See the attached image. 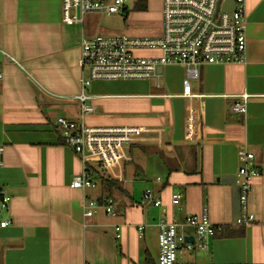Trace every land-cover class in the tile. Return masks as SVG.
Here are the masks:
<instances>
[{"label":"crops","instance_id":"0c3cea01","mask_svg":"<svg viewBox=\"0 0 264 264\" xmlns=\"http://www.w3.org/2000/svg\"><path fill=\"white\" fill-rule=\"evenodd\" d=\"M246 5L250 19L264 27V0H246ZM3 52L17 63L3 62ZM0 72V196L11 198L5 209L0 203V223L11 221L0 226V264H85L99 254L113 255L117 264H138L141 254L129 250L130 240L146 239L149 228L159 238L161 219L182 223L204 209L221 230L207 250L185 252L176 264H264V62L200 68L190 87L193 94L203 95L197 99L201 134L189 144L184 143L186 105L180 97L184 68L167 66L150 80L93 82L90 94L96 113L87 116V125L162 126L165 133L164 144L135 148L134 179L128 178L127 168L122 184L134 202L114 195L121 199L117 215L99 221L104 227L89 232L83 229L80 202L91 192L70 187L82 165L56 127L61 114L80 120L74 96L87 76L80 66V29L62 23V2L0 0ZM245 93L247 114H234L232 105ZM49 94L58 96L53 105ZM241 149L252 152L261 169L248 198L253 216L248 226L235 222L241 215ZM132 181L146 185L140 199L125 186ZM146 190L161 200V207L147 206ZM176 193L183 197L175 206ZM141 225L146 226L142 232ZM193 232L191 227L181 230L190 242ZM158 238L157 252L146 250L144 264L147 255L157 264Z\"/></svg>","mask_w":264,"mask_h":264},{"label":"built area","instance_id":"2783aa9c","mask_svg":"<svg viewBox=\"0 0 264 264\" xmlns=\"http://www.w3.org/2000/svg\"><path fill=\"white\" fill-rule=\"evenodd\" d=\"M62 22L80 29V66L86 77L81 79L80 91L74 100L80 107V120L73 121L61 114L56 127L64 145L71 148L79 158L82 171L75 176L71 188L83 192L101 188V178L123 184L127 168L134 162V151L139 144H164L165 128L162 126H109L96 127L85 123L87 116L96 113L92 105L90 87L97 81H143L158 77L159 68L180 66L185 69L183 93L186 105V134L184 143L197 142L201 134V115L190 82L199 78L200 68L206 65L264 62V27L248 14L246 0H235L230 11L223 9L225 0H162V11L157 24L150 27L131 25L130 10L125 0H61ZM144 52H149L146 55ZM144 53V54H142ZM3 62L17 61L3 52ZM3 74L0 72V82ZM166 98L176 97L165 95ZM58 96L49 94V104L57 102ZM247 93L237 97L232 112L247 114ZM4 148L0 145V167L3 166ZM241 162L237 174L241 215L235 221L242 226L253 222L248 212V198L253 181L260 176L255 155L246 150L238 151ZM162 180V176L157 178ZM182 194L172 196V204L179 205ZM147 206L161 207L162 202L152 190L143 194ZM11 198L0 196L1 208H7ZM121 199L109 193L98 196L84 194L83 229L98 230L99 216L117 215ZM10 220L0 223L10 225ZM145 225L139 226L140 232ZM194 229L193 241L181 230ZM159 254L157 264H176L181 255L194 250H207L209 240L221 230L211 222L207 209L201 214L190 215L185 222H158ZM105 229V228H104ZM115 231L120 227L116 226ZM85 264H117L110 254L88 258Z\"/></svg>","mask_w":264,"mask_h":264},{"label":"rangeland","instance_id":"374dc122","mask_svg":"<svg viewBox=\"0 0 264 264\" xmlns=\"http://www.w3.org/2000/svg\"><path fill=\"white\" fill-rule=\"evenodd\" d=\"M58 2H61V0H56ZM125 4L129 7L130 10V19H131V25L134 26H140V27H150L155 24H157L159 14L162 11V0H147L146 1V9H140L137 7V0H125ZM63 23V22H62ZM64 24V23H63ZM66 25V24H65ZM68 26V25H67ZM71 27V26H70ZM102 82V81H99ZM119 82V81H115ZM133 82V81H132ZM140 157V156H139ZM135 161H137V158H135ZM138 161H140L138 159ZM129 171H128V178L130 180H133L134 175V165L133 166H128ZM126 188L133 193V195L137 198L140 199L142 192L146 188V185L143 184L142 182L139 181H132L128 182L126 185ZM91 195H88L89 197H95L97 196V190L91 191ZM101 221L110 220V217H104L102 215L99 216ZM113 218V217H112ZM117 221H120L121 219H116ZM193 231V230H192ZM194 233V232H193ZM157 231L153 228H149L146 234V239H139L137 238L136 241L130 240L129 243V250L132 252H140L142 260L138 264H144V257H145V251L150 250L154 255L157 252ZM90 239L94 242V237L91 236ZM99 245L97 244L96 247ZM116 254V253H115ZM117 256V255H116ZM118 258V257H117ZM121 259V258H120Z\"/></svg>","mask_w":264,"mask_h":264},{"label":"trees","instance_id":"16d2710c","mask_svg":"<svg viewBox=\"0 0 264 264\" xmlns=\"http://www.w3.org/2000/svg\"><path fill=\"white\" fill-rule=\"evenodd\" d=\"M146 1L147 0H137V7L140 9H146ZM64 144V143H63ZM101 191L103 193H109L110 195H120L124 199H129L130 203L134 202V199L129 195V193L124 189L123 185L106 179L104 177L101 178ZM145 264H155L151 258L147 255Z\"/></svg>","mask_w":264,"mask_h":264},{"label":"water","instance_id":"95a60500","mask_svg":"<svg viewBox=\"0 0 264 264\" xmlns=\"http://www.w3.org/2000/svg\"><path fill=\"white\" fill-rule=\"evenodd\" d=\"M234 3H235V0H225V2L223 3V9L224 10H227V11H230L234 8ZM159 73L162 72V68H159ZM237 207H238V212H239V215H240V212H241V206H240V202H239V195H237ZM239 218V216L237 218H235V220H237ZM190 240L192 241L193 238H190Z\"/></svg>","mask_w":264,"mask_h":264}]
</instances>
